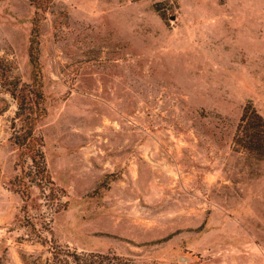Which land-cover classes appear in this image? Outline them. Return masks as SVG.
<instances>
[{"label": "rangeland", "instance_id": "374dc122", "mask_svg": "<svg viewBox=\"0 0 264 264\" xmlns=\"http://www.w3.org/2000/svg\"><path fill=\"white\" fill-rule=\"evenodd\" d=\"M29 0H0V55L30 79ZM56 193L27 200L0 86V264H264V0H53L38 31Z\"/></svg>", "mask_w": 264, "mask_h": 264}, {"label": "trees", "instance_id": "16d2710c", "mask_svg": "<svg viewBox=\"0 0 264 264\" xmlns=\"http://www.w3.org/2000/svg\"><path fill=\"white\" fill-rule=\"evenodd\" d=\"M33 6L31 31L28 42V60L30 62V79L23 80L13 73L10 61L0 55V86L15 100L16 109L12 115L10 139L17 149L15 165L19 171L10 179L11 187L17 191L23 204L21 209L27 211L30 187L33 183L46 185L49 192L57 189L44 163L41 135L36 134L35 125L47 112L44 105L43 69L37 44L38 31L46 11L53 0H29ZM235 142L247 149H264V119L249 104L243 107L235 132ZM102 254L72 253L75 264H102L98 258Z\"/></svg>", "mask_w": 264, "mask_h": 264}]
</instances>
